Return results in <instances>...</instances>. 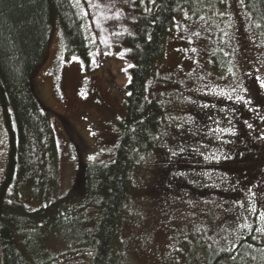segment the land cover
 <instances>
[{
  "label": "rangeland",
  "instance_id": "rangeland-1",
  "mask_svg": "<svg viewBox=\"0 0 264 264\" xmlns=\"http://www.w3.org/2000/svg\"><path fill=\"white\" fill-rule=\"evenodd\" d=\"M127 1L87 0L85 12L72 0L83 15L91 70L57 29L32 77L58 154L52 184L39 202L25 198L28 213L18 220L15 240L28 264L90 263L85 243L99 212L82 193L95 166L110 161L127 114L130 63L120 42L130 33ZM221 5L174 21L147 83L148 99L162 105L161 138L132 174L114 241L124 264H208L238 247L251 216L260 231L254 264H264V34L240 0ZM14 133L11 109L0 101V189ZM66 199L73 200L57 218L54 209ZM34 213L43 219L32 222Z\"/></svg>",
  "mask_w": 264,
  "mask_h": 264
},
{
  "label": "trees",
  "instance_id": "trees-1",
  "mask_svg": "<svg viewBox=\"0 0 264 264\" xmlns=\"http://www.w3.org/2000/svg\"><path fill=\"white\" fill-rule=\"evenodd\" d=\"M104 1H122L129 5L127 0ZM146 1V7L131 1L130 33L120 38L130 63L126 118L119 125V137L110 161L95 166L89 189L82 185L86 189L82 194L96 202L99 212L94 231L85 243L93 251L89 264H124L114 253V241L130 194L132 174L161 138L158 132L163 120L162 105L148 99L147 83L164 55L167 31L184 13L197 19L206 7L222 6V0ZM240 1L255 28L264 34V0ZM86 2L80 0L85 12ZM83 20L72 0H0V101L9 105L15 123L5 180L0 189V264H28L15 240L18 220L28 213L25 198L39 202L40 192L52 184L57 165V139L49 111L34 94L32 77L43 65L57 29L68 50L81 59L87 72L91 70V47ZM225 63L218 62L219 68L224 70ZM84 171L85 167L82 179ZM78 192L81 191L77 185L73 189L74 197ZM20 195H23L21 200ZM73 199L58 204L54 209L57 218V211ZM38 219H43V215L34 213L31 221L40 222ZM254 220L256 217L251 216L250 222L254 224L244 227L237 248L217 252L208 264L256 263L252 253L257 249L255 241L260 231Z\"/></svg>",
  "mask_w": 264,
  "mask_h": 264
},
{
  "label": "snow or ice",
  "instance_id": "snow-or-ice-1",
  "mask_svg": "<svg viewBox=\"0 0 264 264\" xmlns=\"http://www.w3.org/2000/svg\"><path fill=\"white\" fill-rule=\"evenodd\" d=\"M152 2H154V0H152ZM76 3L79 4V3H80V0H76ZM237 99H242V98L237 97ZM249 127H251V125H249ZM142 159H143V158H142ZM262 218H264V217H262Z\"/></svg>",
  "mask_w": 264,
  "mask_h": 264
},
{
  "label": "flooded vegetation",
  "instance_id": "flooded-vegetation-1",
  "mask_svg": "<svg viewBox=\"0 0 264 264\" xmlns=\"http://www.w3.org/2000/svg\"><path fill=\"white\" fill-rule=\"evenodd\" d=\"M250 221H251V217H250ZM250 225V224H249Z\"/></svg>",
  "mask_w": 264,
  "mask_h": 264
}]
</instances>
